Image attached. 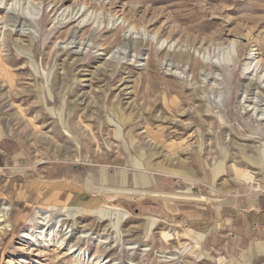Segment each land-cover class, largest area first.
Returning <instances> with one entry per match:
<instances>
[{"label":"rangeland","instance_id":"374dc122","mask_svg":"<svg viewBox=\"0 0 264 264\" xmlns=\"http://www.w3.org/2000/svg\"><path fill=\"white\" fill-rule=\"evenodd\" d=\"M0 6V142L25 159L11 171L91 165L86 145L103 156L94 174H128L133 189L11 211L10 186L0 264H264V241L229 256L184 218L139 213L264 193V0Z\"/></svg>","mask_w":264,"mask_h":264},{"label":"crops","instance_id":"0c3cea01","mask_svg":"<svg viewBox=\"0 0 264 264\" xmlns=\"http://www.w3.org/2000/svg\"><path fill=\"white\" fill-rule=\"evenodd\" d=\"M88 148L83 145L80 155L87 153L85 155L88 162H92L91 165H94L93 162L103 163V156L90 153ZM22 150L20 143L4 140L0 142V158L4 159L0 162V173L3 176L0 181V193L13 185L11 211H23L26 207H36L43 203L50 206L56 203L99 199L106 202L107 199L103 194L107 192L118 196L120 191H125L126 194L133 191L130 189V175H118L110 170H100L98 174H94L90 164L81 165H89L88 169L76 165L77 168L72 170L68 166L61 168L51 166L39 172L23 169L11 171V166H16L12 165L13 162L21 165L20 161L25 160ZM109 160L108 157L104 159L107 162ZM127 200L134 205V197ZM139 202H141L139 199L135 201L136 204ZM154 209L157 211H152ZM142 210L139 212L141 215L166 219L184 218L200 239L202 247L212 252L235 255L254 241H264V193L262 192L240 195L221 204L203 205L193 201L171 200L161 205L159 202L157 208L144 206Z\"/></svg>","mask_w":264,"mask_h":264},{"label":"bare ground","instance_id":"6f19581e","mask_svg":"<svg viewBox=\"0 0 264 264\" xmlns=\"http://www.w3.org/2000/svg\"><path fill=\"white\" fill-rule=\"evenodd\" d=\"M1 7V6H0ZM1 61V60H0ZM1 63H2V61H1ZM249 64H248V68H249ZM250 70V69H249ZM3 71H5L4 69H3ZM10 208L9 207H1V210H0V223H5L6 222V214H5V211H8ZM10 211V210H9ZM62 211H64V210H62ZM38 212V211H37ZM38 218L41 220H46L47 218H48V213L47 212H45V213H41V212H38ZM44 215V216H43ZM45 215H47V216H45ZM5 227H9V225L8 224H6L5 225ZM23 236H24V238H26V239H31L32 238V234L29 232V230H26V231H24V233H23ZM81 238H82V236H81ZM83 238H86V236L84 235L83 236ZM132 249V248H131Z\"/></svg>","mask_w":264,"mask_h":264}]
</instances>
